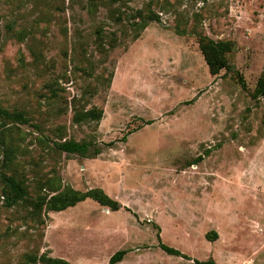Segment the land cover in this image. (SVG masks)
I'll list each match as a JSON object with an SVG mask.
<instances>
[{
    "label": "rangeland",
    "instance_id": "obj_1",
    "mask_svg": "<svg viewBox=\"0 0 264 264\" xmlns=\"http://www.w3.org/2000/svg\"><path fill=\"white\" fill-rule=\"evenodd\" d=\"M199 35L232 43L228 71L209 74ZM262 75L264 0H0V108L29 119L0 137V175L27 193L10 208L0 197V264H106L120 250L118 264H264ZM92 108L99 122L73 121ZM63 140L101 152L54 150ZM56 187L121 207L33 211Z\"/></svg>",
    "mask_w": 264,
    "mask_h": 264
},
{
    "label": "trees",
    "instance_id": "obj_2",
    "mask_svg": "<svg viewBox=\"0 0 264 264\" xmlns=\"http://www.w3.org/2000/svg\"><path fill=\"white\" fill-rule=\"evenodd\" d=\"M139 19V17H137ZM146 20H140V22H133L138 29L143 30L146 28ZM198 48L206 64V68L211 76H218L221 71H228V62L226 55L233 50V45L230 42L213 41L205 35H199ZM264 96V75H262L255 84L252 98L257 99ZM102 110L92 108L84 112H77L73 116L75 123L83 121H95L99 122L102 119ZM29 123V119L25 117V114L18 111H8L0 108V137L9 130L7 126L9 124L26 125ZM54 150L64 153L66 155H76L81 158H94L101 151L95 143L92 142H76L73 140H63L60 142H53ZM4 162L3 168H10V165L14 159L15 148L7 146L3 150ZM0 182L2 183L1 196L5 207L10 208L17 205L21 200L24 201L27 197L26 187L23 182L13 174L0 175ZM50 194L39 196L36 202L33 203V211L41 210L44 208L47 212H62L66 209L75 207L77 204L86 200H91L101 207L109 208L111 211H117L120 204L115 200L107 196L101 189L94 188L85 192H79L70 187L51 188ZM127 210V209H126ZM208 240H215L217 234L215 232H209L205 235ZM158 247L165 254L174 257H181L186 260H190L187 256L180 253L178 250L164 245L158 235ZM126 251L120 250L111 255L106 264H118L122 261ZM26 263L30 264H70L69 262L53 258L47 254L40 256L29 255L26 257ZM192 264H215L213 260L209 259L204 262L194 260Z\"/></svg>",
    "mask_w": 264,
    "mask_h": 264
}]
</instances>
